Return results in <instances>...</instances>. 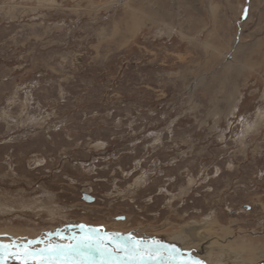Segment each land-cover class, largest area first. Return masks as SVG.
<instances>
[{
	"label": "rangeland",
	"instance_id": "obj_1",
	"mask_svg": "<svg viewBox=\"0 0 264 264\" xmlns=\"http://www.w3.org/2000/svg\"><path fill=\"white\" fill-rule=\"evenodd\" d=\"M0 244L264 264V0H0Z\"/></svg>",
	"mask_w": 264,
	"mask_h": 264
},
{
	"label": "snow or ice",
	"instance_id": "obj_2",
	"mask_svg": "<svg viewBox=\"0 0 264 264\" xmlns=\"http://www.w3.org/2000/svg\"><path fill=\"white\" fill-rule=\"evenodd\" d=\"M81 229L83 231V226H81ZM92 231L96 232L97 238L100 240H108V241L111 240V237L109 236L99 237V230H92ZM142 243H143L142 241H138V240L133 241L131 237H129V241L127 242V244L123 246V249L127 250L128 247L130 246L132 251L136 252L140 250ZM4 247H7V245L0 244V248H4ZM162 247L163 246L157 240H152L148 242L147 245H145V248L147 249L148 254L156 258H159L161 255H163L161 251ZM101 249H104L105 251L107 250L103 243H99V244L94 243L91 235H83L79 237L77 244L69 245L67 249L62 248L60 246H56V245H49V247L45 249H41L39 255L56 256V255H65L66 252H74V253H81V252L89 253V252H94V251L101 252ZM24 251L25 253L32 255V253L29 252V249L27 247H25ZM171 251L175 252L176 249L172 248ZM103 254L104 253L101 252V255ZM169 259H171V257H169ZM25 264H27L26 261H25ZM189 264H199V262L190 259Z\"/></svg>",
	"mask_w": 264,
	"mask_h": 264
},
{
	"label": "bare ground",
	"instance_id": "obj_3",
	"mask_svg": "<svg viewBox=\"0 0 264 264\" xmlns=\"http://www.w3.org/2000/svg\"><path fill=\"white\" fill-rule=\"evenodd\" d=\"M115 230V229H114ZM197 232V231H196ZM200 233V232H199ZM199 233H197V235L196 234H193L192 233V231H189L188 232V234H190L191 236H192V243H196V244H200V243H202L203 241H204V239H198L199 237H198V234ZM15 235V234H14ZM13 239V238H12ZM15 240V239H14ZM180 244V243H179ZM214 244V243H213ZM5 263V262H4ZM10 264H14V262L12 263V261L11 262H9ZM156 263V262H155ZM225 263V262H224ZM2 264H3V262H2ZM18 264V263H17ZM157 264V263H156Z\"/></svg>",
	"mask_w": 264,
	"mask_h": 264
},
{
	"label": "water",
	"instance_id": "obj_4",
	"mask_svg": "<svg viewBox=\"0 0 264 264\" xmlns=\"http://www.w3.org/2000/svg\"><path fill=\"white\" fill-rule=\"evenodd\" d=\"M83 199H84V201H86L87 203H92L94 200H93V198H90V197H88L87 195H83Z\"/></svg>",
	"mask_w": 264,
	"mask_h": 264
}]
</instances>
